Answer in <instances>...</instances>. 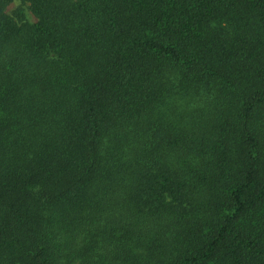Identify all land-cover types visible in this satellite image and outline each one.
Returning <instances> with one entry per match:
<instances>
[{
    "label": "trees",
    "instance_id": "1",
    "mask_svg": "<svg viewBox=\"0 0 264 264\" xmlns=\"http://www.w3.org/2000/svg\"><path fill=\"white\" fill-rule=\"evenodd\" d=\"M0 264H264V0H0Z\"/></svg>",
    "mask_w": 264,
    "mask_h": 264
},
{
    "label": "rangeland",
    "instance_id": "2",
    "mask_svg": "<svg viewBox=\"0 0 264 264\" xmlns=\"http://www.w3.org/2000/svg\"><path fill=\"white\" fill-rule=\"evenodd\" d=\"M19 8L24 9L26 17H27L29 22L35 21V18L33 17V15L28 11L27 5H22V3L20 1H16V2L12 3L10 5V7L8 8V11H9V13L12 14L14 11H16Z\"/></svg>",
    "mask_w": 264,
    "mask_h": 264
}]
</instances>
